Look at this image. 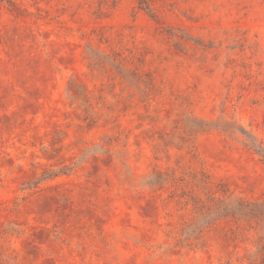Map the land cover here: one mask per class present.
<instances>
[{
	"label": "rangeland",
	"instance_id": "374dc122",
	"mask_svg": "<svg viewBox=\"0 0 264 264\" xmlns=\"http://www.w3.org/2000/svg\"><path fill=\"white\" fill-rule=\"evenodd\" d=\"M153 8L0 0V264H249L178 194L264 200V0Z\"/></svg>",
	"mask_w": 264,
	"mask_h": 264
},
{
	"label": "trees",
	"instance_id": "16d2710c",
	"mask_svg": "<svg viewBox=\"0 0 264 264\" xmlns=\"http://www.w3.org/2000/svg\"><path fill=\"white\" fill-rule=\"evenodd\" d=\"M156 0H137L139 8L155 19L153 4ZM256 153L264 159V152L256 145H253ZM207 177L202 176L197 179L200 186H194L206 190L208 186ZM224 192L223 190H221ZM185 204L191 205L195 218L188 225L189 235L200 232V228L211 226L213 223L225 220L237 224V228L244 229L243 232L252 231L254 233V251H252L247 261L249 264H264V200L243 201L239 199H220L208 196L206 199L195 195L191 188H182L178 194Z\"/></svg>",
	"mask_w": 264,
	"mask_h": 264
}]
</instances>
